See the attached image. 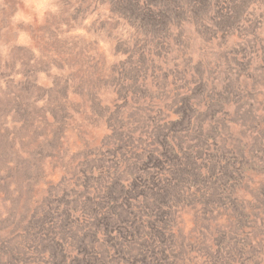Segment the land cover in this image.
<instances>
[{"label":"rangeland","instance_id":"374dc122","mask_svg":"<svg viewBox=\"0 0 264 264\" xmlns=\"http://www.w3.org/2000/svg\"><path fill=\"white\" fill-rule=\"evenodd\" d=\"M159 3L0 0V264H264V0Z\"/></svg>","mask_w":264,"mask_h":264},{"label":"trees","instance_id":"16d2710c","mask_svg":"<svg viewBox=\"0 0 264 264\" xmlns=\"http://www.w3.org/2000/svg\"><path fill=\"white\" fill-rule=\"evenodd\" d=\"M131 1H133L135 3V6L137 7L139 0H131ZM177 1L181 2L183 0H160V3L157 5L159 12L163 11V13L164 14L166 13L169 16V18L172 17L173 15L177 13V8H178ZM163 5L165 6V10H162ZM176 156L179 157L178 153L174 152L173 150H171V152H168V148L166 152L162 153L159 156L164 159L162 160V158H160L162 160L161 168H160L161 174L163 173V171H166L168 168L169 170L171 169L170 171L174 178L179 177L178 174L179 172L180 173L183 172L184 168L182 166H184V164L183 165L174 164L173 161L174 159H176L174 158ZM160 159L157 161L159 162L158 163L159 165L161 161ZM164 165H165V170L163 169ZM157 173L155 175L153 173L149 174V177L147 178L149 180L148 182H144L143 188H145L146 190H152L154 187L157 186L158 183H160L161 176H159V172ZM181 177H184V176L181 175ZM169 185L173 186L172 188H169V191L165 185H164L165 188L160 186L159 189L162 187V190L164 191L165 194L170 193L171 190L175 188V185H178V182L176 179L173 180L170 178L168 180V186ZM154 203H157V202H154ZM149 205L151 206L150 208L151 211L156 210L155 209L156 207H154L153 202L149 203ZM157 207L160 208V205ZM170 217H172V213ZM140 228L143 229V225L131 226V229L130 227H128V228H124L121 230H116V231H121L123 233V234H120V233L116 234L118 236L117 240L119 241V246H120V250L117 251L116 257H119L120 262L125 263V264H166L164 257L160 256L159 252L155 250L156 249L155 246H152V244L149 242L150 239L155 240L153 237L155 234L149 235L150 237H148L147 234L139 230ZM151 228H153V226H151Z\"/></svg>","mask_w":264,"mask_h":264}]
</instances>
